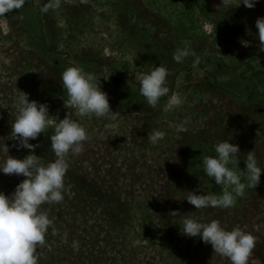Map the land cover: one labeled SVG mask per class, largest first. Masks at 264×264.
<instances>
[{"label": "rangeland", "instance_id": "374dc122", "mask_svg": "<svg viewBox=\"0 0 264 264\" xmlns=\"http://www.w3.org/2000/svg\"><path fill=\"white\" fill-rule=\"evenodd\" d=\"M46 2L26 0L0 16V149L8 148L0 150V164L30 151L45 165L55 159L53 128L29 140L33 150L17 148L11 137L19 91L52 101L49 112L81 123L89 139L67 158L64 200L41 206L53 227L37 249L38 264H231L199 236L181 232L185 217L251 233L249 264H264V169L260 183L230 209L197 210L183 199L189 191L220 195L207 175L189 168L192 150L215 152L229 140L241 153L231 168L246 171L252 150L264 168V52L255 26L264 0L228 9L221 0H62L42 13ZM190 20L193 28L179 26ZM185 45L201 57L197 67L194 57L173 60ZM158 65L170 73L169 95L185 98L180 109L165 113L168 97L152 108L140 94V75ZM69 66L100 78L115 120L80 117L65 107L61 73ZM185 119L188 130L177 134L175 124ZM154 130L166 132L155 146L148 140ZM23 179L0 173V192L10 195Z\"/></svg>", "mask_w": 264, "mask_h": 264}, {"label": "clouds", "instance_id": "9594fccd", "mask_svg": "<svg viewBox=\"0 0 264 264\" xmlns=\"http://www.w3.org/2000/svg\"><path fill=\"white\" fill-rule=\"evenodd\" d=\"M25 2L26 0H0V16L21 9ZM81 2L86 3L87 0ZM257 2L258 0H221V5L225 9L241 4L253 8ZM61 4L62 0H47L40 11L48 13L60 8ZM255 26L260 51L264 52V17L257 18ZM188 57H194L193 67L200 64L201 57L188 45L177 47L173 54V60L177 63H183ZM169 74L165 66L158 65L139 77L140 94L150 107L156 108L162 97H168L163 107L165 113L180 109L185 102V98L179 94L169 95ZM61 80L67 92L65 107L75 108L78 116L94 115L107 120L117 118L110 108L107 93L101 88L100 78L95 74L85 72L78 66H69L61 73ZM14 107L16 115L11 124V137L18 141L17 148L35 149L37 145L29 143V140H35L40 134L53 128L50 145L55 159L45 165L40 156L30 151L23 159L7 155L0 164V173L25 177L10 195L0 192V264H38L37 249L45 245V237L53 227V220L46 212L41 211V206L58 204L64 200L67 191L65 176L69 169L67 158L70 153H81L83 142L89 136L81 123L66 116L58 119L50 115L47 104L30 100L26 92L19 91ZM187 125V119L175 124V132H186ZM107 129L112 131L113 125H107ZM165 136V131L154 130L148 134V140L155 146ZM0 150L8 154L6 145ZM215 153V157H204L203 168L207 177L212 178L216 185L223 186L224 190L220 195L189 191L183 199L197 210L210 207L230 209L235 206L238 197L244 196L246 188L254 189L260 183L264 168L258 165L254 150L245 155L246 171L229 167L230 164L238 165L240 160L241 153L237 144L230 143L229 140L219 142L215 145ZM180 230L189 237L199 236L202 242L210 244L216 254L228 258L231 264H249L256 246L254 235L239 227L229 231L216 219L204 223L196 217H185ZM73 246L76 247L75 243Z\"/></svg>", "mask_w": 264, "mask_h": 264}, {"label": "trees", "instance_id": "16d2710c", "mask_svg": "<svg viewBox=\"0 0 264 264\" xmlns=\"http://www.w3.org/2000/svg\"><path fill=\"white\" fill-rule=\"evenodd\" d=\"M155 1L156 0H154V2ZM160 7L161 8H163V7L166 8L167 5L165 3H162L160 5ZM192 23H193L192 20H190V26L189 27H185V24L183 22H180L179 26L182 29H188L189 30V29L194 27V25ZM214 85H216V84H214ZM162 99H164V97H162L161 100ZM205 156L215 157L216 155H215V152L211 151V150H205V151L192 150V151H190V153L186 157V162H187L189 168L191 170H193L194 172H196L198 170L199 172L204 173L206 175V173L204 171V168H203V159H204ZM229 167L231 168L232 165L230 164ZM242 171H244V170H242ZM242 180H243V178H242ZM209 182H214V180L212 178H209ZM217 187L219 189L218 190L219 194H222L223 191L221 189V186L217 185ZM250 190H251V188H246L244 196L238 197L235 205H237L238 203L242 202L247 197V194L249 193Z\"/></svg>", "mask_w": 264, "mask_h": 264}, {"label": "built area", "instance_id": "2783aa9c", "mask_svg": "<svg viewBox=\"0 0 264 264\" xmlns=\"http://www.w3.org/2000/svg\"><path fill=\"white\" fill-rule=\"evenodd\" d=\"M41 103H45L48 105V109L50 110L52 107H53V102L50 101V100H47L46 98H43L42 102ZM50 115L58 118V114L57 113H53V112H49Z\"/></svg>", "mask_w": 264, "mask_h": 264}]
</instances>
